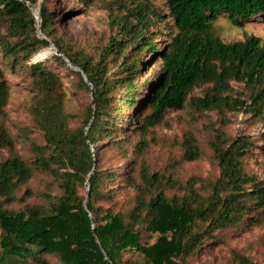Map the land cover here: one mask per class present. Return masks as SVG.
I'll return each mask as SVG.
<instances>
[{
    "label": "trees",
    "instance_id": "1",
    "mask_svg": "<svg viewBox=\"0 0 264 264\" xmlns=\"http://www.w3.org/2000/svg\"><path fill=\"white\" fill-rule=\"evenodd\" d=\"M165 1L169 20L156 32L152 16L162 13L148 0L124 1L115 36L96 54L59 34V11L46 2L0 0V59L27 83L31 117L18 127L21 140L8 125L11 84L0 64V264H190L222 234L264 226V179L247 164L256 151L264 161V132L227 129L239 111L264 123V43L256 35L227 42L215 32L219 15L238 26L264 15V0ZM157 35L165 37L160 48ZM52 44L80 69L77 88L92 95L77 113L67 110L60 75L29 65ZM155 60L162 69L140 93L143 68ZM135 104L132 126L119 125ZM182 110L181 137L159 136L169 113ZM212 113L205 130L218 174L182 177L180 167L205 154L195 128ZM115 134L124 136L108 143ZM156 145L168 149L160 167L149 159ZM226 264L262 263L231 249Z\"/></svg>",
    "mask_w": 264,
    "mask_h": 264
},
{
    "label": "rangeland",
    "instance_id": "2",
    "mask_svg": "<svg viewBox=\"0 0 264 264\" xmlns=\"http://www.w3.org/2000/svg\"><path fill=\"white\" fill-rule=\"evenodd\" d=\"M130 0H98L91 7H85L80 0H38L37 7L40 3L46 2L50 10L56 9V27L59 34H61L68 41L76 44L77 46L87 48L91 52L98 53L97 47L103 43H108L113 38L117 31L115 25V16L125 10L121 9L122 3ZM149 5L155 7L160 13L164 15L163 19H156L153 17V24L151 28L154 32L157 31L156 27L163 25L169 20L167 15L169 13L166 7L165 0H148ZM36 8L33 9V11ZM38 9V8H37ZM40 21V19H39ZM166 31V28H162ZM215 32L224 41L244 40L249 35L259 36L264 43V15L256 16L252 19L246 20L242 26L233 25L223 15H219L215 22ZM40 36L43 35L40 33ZM164 35H157L156 41L158 47H161V39ZM62 56L65 63L58 61L55 56ZM143 58L148 60L150 53L143 52ZM152 58V56H151ZM42 62L55 72H57L63 81V88L66 92V105L67 110L72 113H77L82 109L86 102L92 99L91 93L79 90L76 86L77 78L74 71L80 69L75 67L67 58L62 54L57 53L53 44L49 47L42 48L31 58L29 65ZM0 64L6 77L11 84V95L7 104L8 111V125L14 135L21 140H25L19 131L20 126H30L31 117L27 110V100L29 92L27 83L12 73L10 65L0 59ZM162 69L161 61L155 60L148 68H143V77L141 78L140 93H145L148 86L145 83L146 79L152 78ZM21 73L26 74L27 69L20 70ZM138 104L132 106L129 110L130 117L124 115L118 117L116 120L119 125L130 128L134 122L133 117L137 114ZM187 115L185 110L170 112L168 118L171 119V126H160L156 128V132L162 138L177 139L180 138L183 129L187 126V122L183 119ZM217 117L214 113L201 118L196 124L195 131L200 138L204 148L205 154L197 161L186 162L180 167L179 174L182 177H189L192 175L197 176H215L218 174L216 167H214L210 158V149L207 143V132L205 127L210 123L216 121ZM78 123L80 122L77 119ZM228 132L232 136H236L241 132H246L250 135L259 137L264 132V123L261 121H254L249 119V115L242 111L232 114V121L228 126ZM124 135L115 134L113 138L108 139V143L116 140ZM31 138L41 140L40 132L33 131ZM18 147L22 153L26 152V142L18 143ZM167 147L156 145L149 154V159L155 167L164 165L167 159ZM263 158L256 151L254 157L247 158V164L250 169L258 171L261 179H264ZM125 193H122L123 199ZM223 238L208 242L199 251L196 259L191 260L190 264H226L231 255V249L243 250L247 255L254 258L256 261L264 264V249L261 247L260 239L264 236V226H257L253 229H239L231 230L227 234L221 235ZM51 264H58L56 258L52 259Z\"/></svg>",
    "mask_w": 264,
    "mask_h": 264
},
{
    "label": "built area",
    "instance_id": "3",
    "mask_svg": "<svg viewBox=\"0 0 264 264\" xmlns=\"http://www.w3.org/2000/svg\"><path fill=\"white\" fill-rule=\"evenodd\" d=\"M26 3H27L28 6H31L32 9H34V7L31 5V3L29 1L26 2ZM34 12H35V14L37 16V19H38V22H39V25H40V21H39V19H40V17H39V11L37 9H35Z\"/></svg>",
    "mask_w": 264,
    "mask_h": 264
},
{
    "label": "water",
    "instance_id": "4",
    "mask_svg": "<svg viewBox=\"0 0 264 264\" xmlns=\"http://www.w3.org/2000/svg\"><path fill=\"white\" fill-rule=\"evenodd\" d=\"M54 46V45H53ZM54 48H55V46H54ZM57 50V49H56ZM57 53H59V54H61L58 50H57Z\"/></svg>",
    "mask_w": 264,
    "mask_h": 264
}]
</instances>
